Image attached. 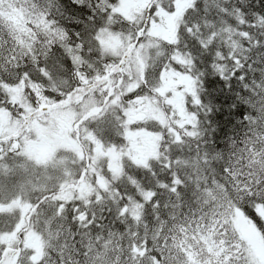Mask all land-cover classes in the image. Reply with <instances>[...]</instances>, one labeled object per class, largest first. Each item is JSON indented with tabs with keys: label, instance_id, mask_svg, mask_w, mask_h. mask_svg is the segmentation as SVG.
<instances>
[{
	"label": "trees",
	"instance_id": "1",
	"mask_svg": "<svg viewBox=\"0 0 264 264\" xmlns=\"http://www.w3.org/2000/svg\"><path fill=\"white\" fill-rule=\"evenodd\" d=\"M1 1L15 8L14 0ZM117 2L76 0L84 5L80 9L73 7L72 0H27L28 7L44 9L42 24L54 22L55 28L67 30L63 41L36 28L27 31L32 36L27 34L30 41L24 44L14 24L0 20V107L8 108L4 103L7 88L22 79L48 89V96L54 99L71 91L62 102L55 99L60 106L78 99L81 89L70 86L75 74L89 73L90 64L104 63V59L98 57L101 49L97 35L96 43H92L75 21H88L92 13L96 24H90V29L117 30L120 21L110 17ZM52 27L50 23L49 32ZM77 31L85 39L83 50L73 47ZM172 38L171 44L159 49L174 70L192 80L191 94L183 105L191 117L193 134L166 140L156 153L159 157L145 163L123 159L119 176L105 182L98 193L86 188L79 196L76 191V197L53 202L43 218L45 213L38 212V223L43 228L46 216L51 211L56 215L55 209L61 207L70 236L86 234L93 238L109 233L121 248H127L123 252L127 264H154L157 257L168 260V264L174 260L179 264H194L193 260L220 264L235 258L237 264H257L245 248L252 245L251 241L264 247V207L255 203L253 214L252 205L245 203L246 216L228 198L224 185H259L264 173V0H191L179 13ZM49 40L55 45V71H51L52 60H46L39 51ZM154 124L140 123L139 129L156 134L159 129ZM18 125L15 123L13 130ZM96 133L102 142L113 138L117 148L122 146L117 140L121 129L112 116L105 118ZM215 188L231 207L227 231L216 222L219 211L225 212ZM1 223L2 217L0 233L6 229ZM176 250L190 259L175 255ZM212 258L216 262H210Z\"/></svg>",
	"mask_w": 264,
	"mask_h": 264
},
{
	"label": "rangeland",
	"instance_id": "2",
	"mask_svg": "<svg viewBox=\"0 0 264 264\" xmlns=\"http://www.w3.org/2000/svg\"><path fill=\"white\" fill-rule=\"evenodd\" d=\"M14 2L15 8L0 0V20L14 24L25 44L30 41L27 34L32 36L28 30L44 29V16L39 14L44 9L28 7L27 0ZM190 3L191 0H118L111 7L110 17L115 16L121 26L117 30L108 28L98 31L101 49L98 57H102L104 63L90 64L89 73L75 74L70 86L76 85L81 89V95L72 102L60 106L52 96H48V89L25 79L7 88L4 103L8 108L0 107V138L6 141L5 145H0V217L3 218L1 226L6 227L0 233V253L5 247H16L21 242L23 251L18 264L128 263L123 258L127 248H121L115 236L102 233L90 238L86 234H78L74 238L64 226L61 207L55 209L56 215L51 211L46 216L43 228L42 223H38V212L42 210V214L45 213L53 202L76 197V191L77 196L86 188L98 193L105 182L119 176L123 159L145 163L150 158L159 157L156 153L166 140H181L193 134L191 117L183 105L185 97L191 94L192 80L189 75L174 70L159 49L173 42L179 13ZM153 6L156 11L150 13L148 10ZM150 15L158 19L150 21ZM141 18L151 24L146 35L156 45V50L145 52L146 58L152 57L148 66L149 82L157 84L154 76L159 74V86L154 88L150 99H137L136 107L129 110L125 126L120 128L121 133L117 136L122 146L117 148L115 139L102 142V138L97 136L96 130L101 123L95 119L96 109L84 101L92 97L103 107L102 97L110 100L107 93L119 91L123 80L128 79L127 76L121 77L119 68L113 67L121 60L111 55L119 47L114 33L135 31V25L140 23ZM135 41L132 43L139 46ZM170 59L176 60L174 56ZM133 69L139 71L143 81V63L138 69L134 66ZM110 71L112 75L106 79ZM82 78H86L96 90L86 87ZM134 89L135 85L125 91ZM46 107L49 109L40 113V109ZM30 114L33 117L24 124ZM15 123L19 125L13 130ZM140 123H155L159 132L143 131L137 127ZM58 150L60 155L56 157ZM214 192L221 201L223 212H229L231 207L222 193L216 188ZM36 201L38 203L34 205ZM251 242L252 245L245 248L247 254L252 255L257 264H264V247L258 242ZM175 255L183 260L187 257L179 250L175 251ZM234 255L237 256V252ZM235 260L223 264H237ZM209 261L216 262V259ZM201 262L193 260L194 264ZM140 264L147 263L143 261ZM174 264L179 263L174 260Z\"/></svg>",
	"mask_w": 264,
	"mask_h": 264
},
{
	"label": "snow or ice",
	"instance_id": "3",
	"mask_svg": "<svg viewBox=\"0 0 264 264\" xmlns=\"http://www.w3.org/2000/svg\"><path fill=\"white\" fill-rule=\"evenodd\" d=\"M73 7L83 9L84 5L77 4L76 0H72ZM110 11V9H106V12ZM150 13H155L156 8L153 6L148 10ZM43 14V13H41ZM158 18L155 15H150L148 17V20L155 21ZM53 24L52 31L49 32V24ZM75 23L80 24L84 32L88 33L92 43H96V35L97 32L100 31L99 27H95L90 29V24H96L95 17L92 15V13H89V20L88 21H75ZM151 27V24L148 23V21H145L141 18L140 23L135 25V31H129L127 34L123 33H114L115 38L119 41V47L114 50L111 55L117 56L121 58L120 64H114L113 67L119 68L121 77L127 76L128 79H124L122 84L120 85L119 91H112L107 93L108 96L111 97L110 100L103 99V107H100L97 102L94 101L92 97H89L88 101H84L85 104H87L91 108H95L96 111L94 112L95 119L98 121V123H103L105 121V118L108 116H112L118 123L119 127L121 129L125 126V121L127 118V113L131 108L136 107V100L142 99V98H151V94L154 90V88L158 87V81H159V74H156L154 76V79L157 81V84L151 85L149 82L148 77V66H149V60L152 58L151 56L146 58L145 52L146 50L152 49L156 50L155 43L150 39L148 35L149 28ZM44 34L45 36H53L56 39H59L61 41L67 39V30L63 28H55L54 22L45 21L44 22ZM76 36V42L73 45V47L79 48L83 50L85 48V39L82 35L81 31H77L75 33ZM137 40V44H133V40ZM55 45L51 44V41L49 40L45 46H43L39 51L45 56L46 60H52V69L51 71H55L58 68V62L53 56V49ZM33 52H36L37 50L33 47ZM72 49L69 48L68 52L71 53ZM155 54V51L153 52V55ZM126 57V59L124 58ZM76 57L74 56L73 59ZM33 59H36L35 56H33ZM143 63L144 65V77L143 81L140 79L139 71H134L133 66L138 69L140 66V63ZM37 66L39 67V62L37 61ZM128 66V67H125ZM44 71L48 72V75L51 76V71H49L47 68L44 69ZM24 74L27 75V69L24 70ZM79 75V73H77ZM83 83L86 87H88L90 90L95 91L96 89L93 88V85L87 81L86 78H82ZM135 85V89L133 91H125V89H130L132 86ZM72 95L71 91L64 92L58 96H56L57 102H62L64 99V96H70ZM139 127V125H137ZM260 204L261 207H264V203L257 202ZM251 210L253 214L255 213V205L251 206ZM244 214L248 216V210L243 209ZM231 215L230 212H225L218 214L217 223L220 225V227L228 228L230 227V220L228 219V216ZM222 217V220L220 219ZM249 219H252V216H249ZM253 223H256V220H253ZM259 227V226H258ZM262 234H264V229H261ZM164 254L163 252L160 253V256L162 257ZM157 259V264H168V260L166 259H160L159 257ZM220 264H223V261H220Z\"/></svg>",
	"mask_w": 264,
	"mask_h": 264
},
{
	"label": "clouds",
	"instance_id": "4",
	"mask_svg": "<svg viewBox=\"0 0 264 264\" xmlns=\"http://www.w3.org/2000/svg\"><path fill=\"white\" fill-rule=\"evenodd\" d=\"M261 182L259 185H252L249 187L246 185L243 188L237 186L232 188L230 185L225 184L224 189L228 195V198L236 205L243 210L242 205L247 203L249 205H254L257 202L264 203V173L260 174ZM227 231L228 228H225Z\"/></svg>",
	"mask_w": 264,
	"mask_h": 264
},
{
	"label": "water",
	"instance_id": "5",
	"mask_svg": "<svg viewBox=\"0 0 264 264\" xmlns=\"http://www.w3.org/2000/svg\"><path fill=\"white\" fill-rule=\"evenodd\" d=\"M137 41V40H136ZM135 41V43H136ZM125 58V57H124ZM49 108H42L40 110V112H45L47 111ZM31 117H28L25 120V124H27V122L30 120ZM21 253V249L17 248H5L1 255H0V264H16L18 261V258L20 256Z\"/></svg>",
	"mask_w": 264,
	"mask_h": 264
},
{
	"label": "flooded vegetation",
	"instance_id": "6",
	"mask_svg": "<svg viewBox=\"0 0 264 264\" xmlns=\"http://www.w3.org/2000/svg\"><path fill=\"white\" fill-rule=\"evenodd\" d=\"M111 75H112V71H110V73L108 74V76L106 77V79H108Z\"/></svg>",
	"mask_w": 264,
	"mask_h": 264
}]
</instances>
